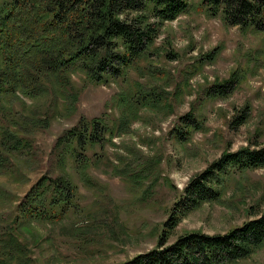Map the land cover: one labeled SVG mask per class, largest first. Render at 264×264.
Returning <instances> with one entry per match:
<instances>
[{
  "label": "rangeland",
  "instance_id": "1",
  "mask_svg": "<svg viewBox=\"0 0 264 264\" xmlns=\"http://www.w3.org/2000/svg\"><path fill=\"white\" fill-rule=\"evenodd\" d=\"M186 1L187 11L160 26L147 55L119 78L90 83L73 74V102L63 88L50 84L36 102L25 97L24 105L15 101L17 111L50 125L33 130L26 150L10 154L0 165V233L41 177L61 174L53 149L62 133L97 119L113 128L101 143L82 151L80 161L83 156L89 160V182L68 162L76 190L70 208L18 225L30 264H120L150 251L193 176L225 153L264 147V32L227 26L220 15L209 16L200 0ZM232 74L238 80L229 95L206 96L207 88ZM145 95L155 104H137L134 118L120 128L124 108L119 100ZM189 114L198 125L179 141L174 130ZM240 115L246 121L237 126ZM262 213L264 168L235 172L221 198L186 213L169 242L190 231L223 234ZM233 264H264V244Z\"/></svg>",
  "mask_w": 264,
  "mask_h": 264
},
{
  "label": "trees",
  "instance_id": "2",
  "mask_svg": "<svg viewBox=\"0 0 264 264\" xmlns=\"http://www.w3.org/2000/svg\"><path fill=\"white\" fill-rule=\"evenodd\" d=\"M200 5L209 16L220 15L227 26L264 32V0H200ZM188 8L186 0H0V165L10 154L26 150L33 130L50 125L17 111L15 101L24 105L25 97L36 102L50 84L63 88L73 102L77 97L70 91L73 74L80 73L90 83L119 78L147 55L159 27ZM237 80L232 74L207 88L206 96L226 97ZM131 99L118 101L124 108L120 128L134 118L137 104H155L146 95ZM235 120L240 126L246 118L240 115ZM197 125L190 114L180 118L175 139L186 140ZM110 129L100 119L83 121L56 139L53 150L61 174L41 177L18 203L13 222L0 233V264H30L28 248L17 236L18 225L27 218L42 221L54 209L70 208L76 190L68 162L79 178L89 182V160L83 156L80 161L82 151L101 143ZM259 168H264V147L223 154L183 188L162 224L156 246L120 264H233L248 258L264 244V213L223 234L190 231L172 242L169 239L186 213L221 198L233 173Z\"/></svg>",
  "mask_w": 264,
  "mask_h": 264
}]
</instances>
